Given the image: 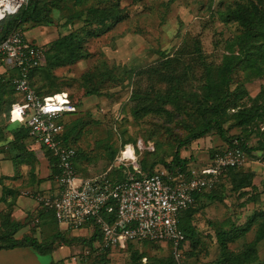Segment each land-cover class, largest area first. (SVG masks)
Returning <instances> with one entry per match:
<instances>
[{"label": "rangeland", "instance_id": "1", "mask_svg": "<svg viewBox=\"0 0 264 264\" xmlns=\"http://www.w3.org/2000/svg\"><path fill=\"white\" fill-rule=\"evenodd\" d=\"M263 1L64 0L56 9L49 7L48 14L53 18L50 24H22L20 29L26 42L41 45L44 52L59 56L66 51L51 43L69 31L78 36L81 59L62 65L47 66L44 62L42 70L32 77L36 89L48 85L42 94L64 90L78 100L76 112L64 118L67 140L75 153L77 176L88 178L107 172L109 177L120 178L122 169L131 173L132 167H136L145 174L148 169L163 167L161 163H151L156 159L169 161L178 140L197 129L201 123L197 104L207 90L206 114L209 105L225 94L217 107L225 137L245 135L250 148L264 145V32L243 44L244 57L255 62L236 60L225 81V56L228 48L236 57L240 56L237 37L244 26L238 20H223L225 13L237 9V2L242 6L240 13L248 18L255 5ZM90 8L99 15L116 14L119 21L103 32L98 24L84 25L83 18ZM71 16L74 22L66 20ZM93 32L97 34H90ZM206 65L215 71L208 79V89ZM105 71L110 75L98 80ZM48 77H55L54 82L48 84ZM169 77L176 79L173 85L178 92L176 97L166 100L159 95L170 93ZM89 83L98 88L97 95H83L80 85L86 90ZM259 92L263 95L259 96ZM9 101L10 93L0 102V138L16 126L8 125L5 119L4 109ZM239 110H249L256 118L240 124ZM251 123L258 125L257 132L248 130ZM27 143L29 140H24V146ZM222 143L213 127L205 135L179 146L178 153L186 160V168L198 169L209 162ZM125 146L130 148L132 158L128 151H121ZM263 152L250 150L244 166L223 171L205 192L212 198L196 199L182 214L183 231L187 230L182 264L212 263L222 256L221 243L234 255L246 251L248 261L244 264L264 261V236L257 239L264 230V159L260 156ZM90 234H81L77 241L69 243L74 250L70 256L77 257L69 263L165 264L170 258L167 244L144 240L98 255L85 244ZM34 237L42 241L40 234ZM38 254L41 264H50L49 251ZM240 263L234 260V264Z\"/></svg>", "mask_w": 264, "mask_h": 264}, {"label": "built area", "instance_id": "2", "mask_svg": "<svg viewBox=\"0 0 264 264\" xmlns=\"http://www.w3.org/2000/svg\"><path fill=\"white\" fill-rule=\"evenodd\" d=\"M26 1L0 0V20L16 14ZM43 62V47L26 42L19 27L0 40V82L7 83L19 97L9 105L7 121L22 124L27 144L43 149L47 156L40 160L49 164L52 158L55 169L53 190L29 196L58 224L69 229L85 225L97 228L100 238L92 248L98 253L128 242L157 241L169 244L172 264H182L180 213L190 207L193 194L209 190L225 169L247 163L248 138L237 135L222 143L198 169L169 174L161 167L149 176L127 175L118 180L109 179L105 172L80 178L72 166L74 149L60 138L63 120L76 110L78 100L66 91L46 95L35 92L29 73ZM23 142L20 139L17 144L22 146ZM260 156L264 159V152ZM75 260V255L68 258V262Z\"/></svg>", "mask_w": 264, "mask_h": 264}, {"label": "trees", "instance_id": "3", "mask_svg": "<svg viewBox=\"0 0 264 264\" xmlns=\"http://www.w3.org/2000/svg\"><path fill=\"white\" fill-rule=\"evenodd\" d=\"M64 0H27L25 2V4L18 10V12L14 15L11 16H7L3 19L0 20V40L2 38L5 37V35L13 28L15 27H19L24 23L27 22H32L33 24L36 23H42V24H50L53 21V18L48 14L49 13V7L50 8H57V5L62 2ZM260 5L256 6L255 5V10L252 12L253 14L250 15L248 18H245L241 13H240V9L242 8L241 4L239 2L236 3V8L233 11H231V13H225L223 15V20H238L240 22L243 23L244 26V31L243 33L237 37V47L239 49V53L240 56L236 57L234 54L231 53L230 48H228L229 53L228 55L225 56V75H226V79L225 81H228V77L227 75L232 71V67L236 64V60H242L245 58V60H248L250 62V64H252L253 62H255V60L251 57H244V47L243 44H245L247 41L252 40L253 38L257 37V34L260 32H264V1L261 3H259ZM251 11V10H250ZM251 14V13H250ZM68 22H71L75 20V18L73 16L71 17H67ZM119 21L118 17L116 14H105V15H99L95 12V9H88V11L85 14V17L83 18V24L84 25H91V24H98V26H102V29L100 32L106 31L108 29H110V27L112 25H114L115 23H117ZM92 35H96V32L90 33ZM51 45L53 47H62L64 49V51H66L65 55H58L56 53H47L44 52V62L47 63L48 65H62V63H72L76 60H79L83 57V51L81 50V47L79 45V40H78V36L69 31L66 35H63L61 37H59V39H55ZM46 53V54H45ZM43 62V64H44ZM45 63V64H46ZM41 64L40 66L36 67L35 69H33L30 73H29V77L31 79V84L32 83V77L33 75L38 72L39 70H42V68L44 67V65ZM205 70V77H206V88H210V81H208V79H210L215 71L210 70V68L206 65L204 67ZM110 75V72L105 71L103 75H101L99 77L98 80L104 79L105 77H108ZM55 77H48L49 81L54 82ZM87 80H89L90 82V78H87ZM169 82L171 83V91L170 93H163V95H159L160 98L162 99H169L171 97H176L177 96V88L175 87L176 85H173L174 83H176V79L173 77H169ZM48 86V85H47ZM46 86V88H47ZM34 87V86H33ZM80 87L83 89V95H97L98 92V88L95 87L94 85H87V89L85 90V87L83 84L80 85ZM43 88V89H46ZM35 89V92L39 95H46V94H51V93H56V91H53L51 93H46V94H42V90L43 89ZM9 90V92H8ZM59 91H64V90H59ZM208 90L205 92L204 97L206 98V94H207ZM10 93L11 96V101H9L8 106L5 110V115L7 113V110L9 108V105L17 100L19 97L14 93V90L5 82H0V102L2 100H4L5 96L7 94ZM258 95L262 96L263 93L259 92ZM225 94L220 95L219 97H217V99H215L208 108V114H206L204 112V97L203 100L200 101L197 104V108H198V114L201 118V123H198L197 129L191 130L183 139L178 140L175 149L171 155V158L169 161H163L160 159H156L154 161H152L151 165L153 166L156 163H161V165L163 166L164 169H166V171L169 174H173L176 171H186V167H185V163L186 160L184 158H181L179 156V151L178 148L179 146L188 143L194 139H197L203 135H205V133H207L208 131H210L213 127H215L219 137L222 139L223 142H227L229 141L231 138H233L234 136L237 135H233L231 137H225L223 135V131L221 129L220 126V122H219V114L217 112V107L222 103V101L224 100ZM13 99V100H12ZM77 110V109H76ZM76 110L74 112H76ZM72 113H68L67 116L69 114H73ZM66 117V116H65ZM240 119L238 120V122L240 124H245L248 122H252L254 118H256V116L253 114V112L247 110V111H243V110H239V116ZM6 119V118H5ZM8 123V122H7ZM7 127L5 128V130L8 132ZM253 129L254 132L258 131V125L255 123H251V126L248 128V130ZM68 131L65 132V122L63 120V130H62V134L60 135L61 140L70 146V144L68 143ZM242 134V133H240ZM9 142H6L7 144H15V142H18V140H26L27 135L25 132V128L22 124L15 126V128L13 129V131L11 133L8 132V135H5L3 137L0 138V140H7L9 139ZM259 146H262L261 148ZM25 146L24 144H22V146L20 147L21 149H23ZM262 150L264 151V145L259 144L257 147H252L250 149L247 150V152H249L250 150ZM124 152H129L127 155L131 156V151L130 148H127L126 146L121 150ZM75 156V153H74ZM74 156L72 158V166L74 169ZM54 169V168H53ZM132 172L131 173H127L125 171H123V169L121 170V172L123 174H121V176H119L120 178H116L114 175H111L110 177L107 175V172H105L106 176L111 179V180H118V179H123L124 177H126L127 175H131L135 178H140L142 176H149L151 175L154 171H152L151 169H148V172H146L145 174L141 173V171L139 169H137L136 167H132ZM234 169L236 168H227L225 169L226 171H234ZM224 170V171H225ZM75 171V169H74ZM55 171L53 170L52 173H54ZM76 173V171H75ZM78 173H76L77 175ZM101 174V173H100ZM246 178V177H244ZM238 187H241L240 184H237ZM208 191V190H207ZM206 191H201L199 193H195L193 194V202L191 203V205L194 203V201L196 199H199L202 196L208 197V198H212L211 196L207 195L205 193ZM190 205V207H191ZM190 207H188L187 209L183 210L179 217H178V227L181 230L182 234H183V241L180 243L179 247L181 249V255H182V244L185 241V235H184V231L187 232V230L184 229L183 231V227L181 224V218H182V214L187 211ZM51 214V213H50ZM52 216V215H51ZM12 232L7 229L6 227H4L2 229V231L0 232V248H12L15 246H29L31 248H33L35 251L40 252L42 250H47L45 243L42 242H38L36 239L31 238V237H22L20 239H14L11 236ZM262 236H264V230H262L261 232L258 233L257 235V239L261 238ZM58 235H54L53 238H57ZM100 238L99 232L97 228H94L92 231V234L86 239L85 244L87 245V248L89 251L94 252V249L92 248V244L95 241H98ZM76 238H70V239H66V241L68 243L72 242V241H76ZM147 241V240H144ZM151 242H156V241H151ZM131 243V242H128ZM126 243V244H128ZM167 244V243H166ZM168 245V250H169V244ZM252 246V245H251ZM221 257L216 259L215 261H213L210 264H234V260L235 261H239L242 262L240 264H244L248 261L247 259V252L243 251L241 253H239L238 255H234L232 252H230L229 250H227V248L225 247L224 243H221ZM108 250H104L103 252L97 253L98 255L101 254H105L107 253ZM140 257V256H138ZM169 261L165 264H172V260H171V256L169 254ZM260 264H264V261Z\"/></svg>", "mask_w": 264, "mask_h": 264}, {"label": "crops", "instance_id": "4", "mask_svg": "<svg viewBox=\"0 0 264 264\" xmlns=\"http://www.w3.org/2000/svg\"><path fill=\"white\" fill-rule=\"evenodd\" d=\"M9 140L10 137L5 141L0 140V232L6 227L16 240L22 237L36 239L34 235L40 234L42 241L40 238L37 241L45 243L47 250L37 252L29 246L0 248V264H41L38 253L47 251L51 256L50 264H71L66 259L74 250L66 239H78L79 235L85 236L89 232L92 234V227L85 225L69 229L58 224L49 211H45L29 196L30 193L53 190V159L49 158V164L44 163L40 160L45 155L43 149L30 144L21 149L17 142L7 144ZM54 235L58 237L53 238Z\"/></svg>", "mask_w": 264, "mask_h": 264}, {"label": "bare ground", "instance_id": "5", "mask_svg": "<svg viewBox=\"0 0 264 264\" xmlns=\"http://www.w3.org/2000/svg\"><path fill=\"white\" fill-rule=\"evenodd\" d=\"M131 157V156H130Z\"/></svg>", "mask_w": 264, "mask_h": 264}]
</instances>
